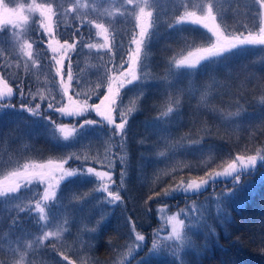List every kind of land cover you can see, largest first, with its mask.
<instances>
[{"label": "trees", "instance_id": "1", "mask_svg": "<svg viewBox=\"0 0 264 264\" xmlns=\"http://www.w3.org/2000/svg\"><path fill=\"white\" fill-rule=\"evenodd\" d=\"M211 2L214 27L209 0H2L49 6L64 56L57 74L39 11L0 23V101L13 105L0 108V177L35 161L59 173L53 183L34 178L0 192V264H264V44L201 59L219 34L264 39V8L259 0ZM134 36L142 40L136 79H127L111 112L115 123L126 118L125 130L113 133L95 110L60 115V79L68 77V92L86 107L100 104L109 77L135 54ZM66 42L74 48L66 51ZM186 53L194 60L179 62ZM22 104L40 105V114ZM84 120L102 123L63 138L58 124ZM253 154L255 167H237L235 185L221 178L185 193L186 184ZM89 167L92 174L80 173ZM108 184L119 201L109 203ZM173 211L184 221L177 238L163 217Z\"/></svg>", "mask_w": 264, "mask_h": 264}, {"label": "snow or ice", "instance_id": "2", "mask_svg": "<svg viewBox=\"0 0 264 264\" xmlns=\"http://www.w3.org/2000/svg\"><path fill=\"white\" fill-rule=\"evenodd\" d=\"M259 2H260V4L262 6H264V0H259ZM0 5H2V0H0ZM214 7H215L214 4L211 2V0H209V4L207 6V8H208V16L212 17L213 20L215 19V17L212 15ZM4 11L7 13V12L10 11V9H8L5 6L4 7ZM191 23L195 24L196 21H192ZM82 27H83V25H82ZM96 27L100 28V27H102V25L97 24ZM204 27H207V25L205 24ZM0 34H2V33H0ZM213 34H216V33H213ZM140 35L143 38V36L145 35V30L144 29H141ZM233 39L235 40L234 43L232 42ZM225 40L227 41L226 46L225 45H218L215 48L206 49L205 53H204V56H202L201 59L217 57V56L225 53L226 51H229V50L234 49L237 46H241V45L254 44V43H262V44H264V39H261L260 41H256V40L249 39L248 37H245L243 39L225 37ZM141 42H142V40H137L135 38V36L132 39V43L136 44L137 48H136L135 54H133L130 57V61L127 64V70L128 71H132L133 70L134 64L139 59V46H140ZM29 47H31V45H29ZM73 48H74V45L67 44V42H66V48H65L66 51L68 49H73ZM53 51H55V50H53ZM56 65L60 66V67H57V74H60L62 66H63V62L60 61V60H56ZM71 67H72V65L69 62L68 63V68H69V78L70 79L72 78V74H71V71H70ZM121 67H124L123 62L121 63ZM111 71L112 72H116L117 68L114 66L111 69ZM121 75H125V73H121ZM135 79H136V77H133V80H135ZM114 80H115V77H109L108 94H106L100 100V104L88 105L87 107L83 108L78 113L70 112L67 107L56 108V111L59 112L60 115L68 117V116H72V115H82L84 112H87L89 110H95L98 115H100L101 117H104L105 113L101 111V106L105 105L107 103V105H108L107 111L112 112L115 109V106H116V99L115 98L119 94H121L122 89H124L126 85L132 83V81H129V80H127L125 78L122 81H118L117 82L118 86L114 89L113 86H112V81H114ZM98 87H102V85H98ZM11 94H12L11 89H9V95H11ZM66 94H67V89H65V95ZM21 95L23 96L24 93L21 92ZM74 95L78 96L79 94L74 92ZM68 99H69V101L71 103L72 102V98L68 97ZM84 103H85V105H87V101H85ZM12 107H13L12 104H10V103L9 104H4L3 101H0V108H12ZM53 107H54L53 103H49L48 104V108L49 109H51ZM39 108H40V105H37L36 109L28 108L27 105H24V104L21 105V109L22 110H27V111L33 112L35 115H39L40 114L39 113ZM97 123H102V121L84 120V122L82 124L78 125V126L77 125H73L70 130H68V126L67 125H64V126L60 127V131L63 132V134H64L63 138L65 140H67L69 137H72L76 133L78 127L82 128V127H84L86 125H94V124H97ZM107 124L108 125H113V127L110 129V131H112L115 134H119L123 130H125V128H126V118H123L121 123H115L114 120L111 117H108L107 118ZM261 159L264 160V158H261ZM256 163H257V158L256 157L249 156V157H247V162H245L244 158H242L240 156H237L235 158V160H233L232 163L228 164V166L222 172L206 173L205 175H206V177H208L207 179H201L198 184L195 183V182H190L187 185V187L184 189V191H185V193H187V191L189 189H197V190H199V189H201L202 186H207L209 184V182H211L212 184H215L221 178H231V180L233 182V185H235L236 183H238L241 180V171L237 170L238 164L240 165L241 170H242V169H249V168L255 167ZM57 167L62 168L63 164L57 165ZM93 172H94V169L89 167V168L86 169V171H81L80 173L92 174ZM75 174H77V173L66 172L65 176L70 177V176H73ZM97 175L110 176V173H107V172L106 173H102V174L101 173H97ZM41 179H43V174H41ZM18 187H19V185H18ZM179 188H180V186L178 185L177 188H175V189H169V190H166L164 192L155 193V195L156 196L168 197L172 193L178 191ZM12 191H15V190H12ZM231 191H232V189H229L228 193L231 192ZM109 196L113 197V199L110 200L109 203H112L114 201H119L121 199L120 196H118V195L113 196V194L111 192H109ZM149 199H152V197H149ZM37 207H39V204H37ZM217 207L219 208V204L217 205ZM179 223L183 224L184 221H179ZM134 227L135 226L133 225V229H134ZM210 231L212 232V234H215L214 230L210 229ZM144 240H145L144 236L136 235V241L143 242ZM154 251H155V245L153 246V248L149 249V253H153ZM65 259H67V257H65Z\"/></svg>", "mask_w": 264, "mask_h": 264}, {"label": "rangeland", "instance_id": "3", "mask_svg": "<svg viewBox=\"0 0 264 264\" xmlns=\"http://www.w3.org/2000/svg\"><path fill=\"white\" fill-rule=\"evenodd\" d=\"M5 6L8 9H10V11L7 13L4 11ZM263 8H264V6H263ZM34 10H37L40 12L42 24L44 25L45 31L48 33L49 45L52 48H55V49H53V50H55L54 52L56 53V56H54V57L56 58V60L62 61V58L64 56V53H63L64 50L62 49V46L60 45V43L57 42V40L55 38L54 31L52 32V30H51L52 29V26H51V24H52V9L49 6L40 5V4H30V5H27L25 7L24 6L14 7V6H9V5L2 3V5H0V23L8 22V23L13 24L15 22L24 21L28 17V14L33 12ZM206 15H207L206 23L210 27H214V21L212 20V17L208 16V12L206 13ZM145 17H146V13L144 12L140 16L141 20H140L139 26L141 25V22ZM199 19L202 21L201 18H199ZM146 23H147V20H143L142 25L144 26ZM141 29H144V28L140 26V30L138 32L139 35L141 33ZM99 33L102 35V37H104V38L107 37L106 36V30H104L101 27L99 28ZM218 38H219V44L218 45H225L226 46L227 41L225 40L224 36H221L219 34ZM56 49H58V51ZM64 49H65V47H64ZM190 54H192V53H186V54L182 55L179 59V62H187V61L194 60V59L187 60L188 56ZM127 64L124 66V68L121 70L120 73L113 76V77H115V80L112 81V86L114 89L118 86V84H117L118 81H122L125 78L130 79L133 72H136V63L134 64L132 71L127 70ZM58 67H60V66H58ZM121 73H125V75H121ZM59 82H60L61 87L62 86L64 87V91H65V89H67L66 104H64L63 107H67L70 112H74V113H76V112H78V111H80L86 107L85 103H83L82 101H78L77 98L70 95V92H68V77H66L62 80L60 79ZM107 93H108V91H107ZM68 97L72 98V103H70ZM107 108H108V105L106 103L105 105L101 106V111L105 113L104 116L106 118L111 117L113 119L111 112L107 111ZM64 125H66V124H61V123L58 124L59 127H62ZM67 126H68V130H70L71 126H69V125H67ZM249 156L258 158V156L255 154L249 155ZM249 156L242 157V158H244L245 162H247V157H249ZM35 162L36 163L30 162V163L26 164L20 170L10 171V172L6 173L5 175H3L2 177H0V192L6 191L8 189H12L15 186H17L18 184H23L27 181L34 179V178H37L40 180L47 179V181L49 183H53L56 181V179H58L59 173L54 174V172L51 169L47 168L43 163H38L37 161H35ZM239 166L240 165L238 164L237 167H239ZM41 174H43V179H41ZM199 182L200 181H196L197 184ZM188 184H186V187ZM109 186H110V184L104 185V187H103L108 193H109ZM163 217L165 220V229L167 230V232L169 233L170 236L177 238V236L180 235L181 226H182V224L179 223V221H182V218H181L179 212L178 211L169 212V213L164 214Z\"/></svg>", "mask_w": 264, "mask_h": 264}]
</instances>
